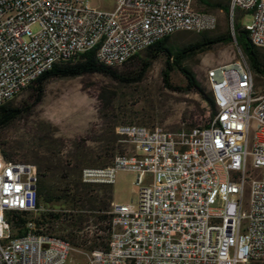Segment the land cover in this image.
Here are the masks:
<instances>
[{"label": "built area", "instance_id": "built-area-1", "mask_svg": "<svg viewBox=\"0 0 264 264\" xmlns=\"http://www.w3.org/2000/svg\"><path fill=\"white\" fill-rule=\"evenodd\" d=\"M194 2L0 0V103L55 61L91 47L99 62L119 65L160 36L214 28L216 15ZM227 4L231 35L233 11L241 9L251 15L243 24L251 42L264 47V0ZM243 63L240 56L204 70L212 107L202 122L176 130L116 124L129 148L106 165L81 168L86 182L111 183L117 169L135 171L136 185L134 203H109L106 245L85 251L86 264L264 261V91L254 90ZM35 176L33 163L0 157V264H63L72 249L30 218L21 232L11 231L6 210L49 208L35 202Z\"/></svg>", "mask_w": 264, "mask_h": 264}, {"label": "trees", "instance_id": "trees-1", "mask_svg": "<svg viewBox=\"0 0 264 264\" xmlns=\"http://www.w3.org/2000/svg\"><path fill=\"white\" fill-rule=\"evenodd\" d=\"M198 9L213 10L221 8L227 15V0H195ZM243 11L235 9L231 18L232 35L228 30L208 36L204 31L196 32L197 37L180 42V36L189 31L179 30L163 35L129 55L119 65H107L99 62L94 55L95 47L80 51L74 55L59 59L20 89L10 99L0 103V132L12 122L22 119L39 103L43 97L46 83L54 78H67L87 73H99L119 84L129 85L139 82L145 71L154 62L159 61V76L162 84L172 90L197 93L211 108L212 100L204 85L196 78L187 65L193 56L205 52L214 44H225L234 40L242 59L249 69L252 80L264 78V47L254 45L247 30L240 22ZM177 71L182 75L181 84L170 82V73ZM254 84V83H253ZM18 99H14L19 93ZM105 118L98 132L64 139L58 145L50 137L40 136L44 147L34 151L23 162L35 165L34 181L35 202L48 209L38 210L33 214L6 210L4 217L12 232L19 233L27 218L33 220L36 230L52 233L67 240L71 247L89 251L94 247H104L109 231L107 211L110 199V183L86 182L80 178V170L85 166H103L109 163L116 152L126 149L125 143L113 128L118 123H136L134 119L119 117L113 119L112 113H101ZM109 115V116H108ZM112 118H109V117ZM183 126L194 124L192 114L186 115ZM136 124L146 125L138 122ZM153 125V124H150ZM149 125V126H150ZM90 140L91 144L87 143ZM15 147L1 139L0 156L6 160H17ZM247 264H264V261L248 260ZM242 264V263H241Z\"/></svg>", "mask_w": 264, "mask_h": 264}, {"label": "rangeland", "instance_id": "rangeland-1", "mask_svg": "<svg viewBox=\"0 0 264 264\" xmlns=\"http://www.w3.org/2000/svg\"><path fill=\"white\" fill-rule=\"evenodd\" d=\"M86 1L99 7L110 4V0ZM210 11L216 15V24L214 28L205 30L204 33L211 36L228 30V14L223 13L221 8ZM250 19L249 12H243L239 17L242 24L249 23ZM188 33L177 40L184 42L198 36L196 32ZM240 56L233 42L217 43L205 52L193 56L186 63L200 83L205 85L204 70L207 67ZM159 67L160 62L154 61L139 82L129 85L119 84L95 72L51 79L44 87L41 101L34 105L26 116L12 122L1 131V139L7 140V144L15 147V157L21 161L44 147L38 138L40 136L50 137L59 145L64 139L85 135L88 132L91 134L98 132L105 118L101 114L103 112L112 113L116 116L113 119L129 117L136 123L158 124L170 130L183 126L184 119L187 120L186 115L192 114L194 124L202 122L205 101L197 93L181 92L164 86L160 80ZM170 82L181 84L182 75L177 71L171 72ZM253 83L255 91H264L263 77L253 79ZM22 94L19 93L14 99H18ZM253 124L254 121L251 120L250 126ZM87 143L91 144L90 140H87ZM124 143L126 148H129V145ZM134 178L135 171L117 169L114 172L109 185L111 202H135ZM86 260L85 251L72 248L63 264H86Z\"/></svg>", "mask_w": 264, "mask_h": 264}, {"label": "bare ground", "instance_id": "bare-ground-1", "mask_svg": "<svg viewBox=\"0 0 264 264\" xmlns=\"http://www.w3.org/2000/svg\"><path fill=\"white\" fill-rule=\"evenodd\" d=\"M245 29L247 30V33H248L249 39H250V41H251L250 31L248 30V28H245ZM243 70H247V75H248V76H252L251 73H250V71H249V69L247 68V66H246L245 63H243ZM28 84H29V83H28Z\"/></svg>", "mask_w": 264, "mask_h": 264}]
</instances>
